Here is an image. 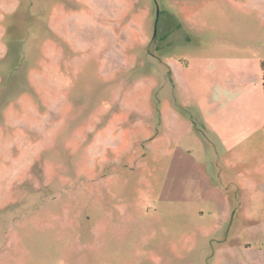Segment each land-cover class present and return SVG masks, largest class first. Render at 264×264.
Returning <instances> with one entry per match:
<instances>
[{"label": "rangeland", "instance_id": "1", "mask_svg": "<svg viewBox=\"0 0 264 264\" xmlns=\"http://www.w3.org/2000/svg\"><path fill=\"white\" fill-rule=\"evenodd\" d=\"M258 43L264 0H0V264H259L264 200L197 103Z\"/></svg>", "mask_w": 264, "mask_h": 264}, {"label": "crops", "instance_id": "2", "mask_svg": "<svg viewBox=\"0 0 264 264\" xmlns=\"http://www.w3.org/2000/svg\"><path fill=\"white\" fill-rule=\"evenodd\" d=\"M256 46L263 49L264 43ZM206 65L207 76L213 81L210 93L207 92L208 99L205 102L203 97L197 99L198 109L202 112V130H197L207 135L208 140L218 142L220 149L235 153L243 177L242 189L253 190V200L246 198L245 205L257 206L261 200L263 205L264 192L257 182L264 179L261 175L264 168L260 170L261 166H258L251 169L250 179L246 181L242 172H248V163L252 160L250 156H257L259 145L256 146V142L264 141V57H212L207 59ZM247 239L244 238L245 244ZM258 251L264 254V247ZM263 260L264 257L258 260L259 264Z\"/></svg>", "mask_w": 264, "mask_h": 264}, {"label": "trees", "instance_id": "3", "mask_svg": "<svg viewBox=\"0 0 264 264\" xmlns=\"http://www.w3.org/2000/svg\"><path fill=\"white\" fill-rule=\"evenodd\" d=\"M263 67V69H264V66H262Z\"/></svg>", "mask_w": 264, "mask_h": 264}]
</instances>
